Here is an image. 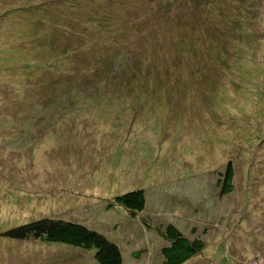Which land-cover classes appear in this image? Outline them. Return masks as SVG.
Listing matches in <instances>:
<instances>
[{
    "label": "rangeland",
    "instance_id": "obj_1",
    "mask_svg": "<svg viewBox=\"0 0 264 264\" xmlns=\"http://www.w3.org/2000/svg\"><path fill=\"white\" fill-rule=\"evenodd\" d=\"M42 218L124 264H164L169 224L184 264H264V0H0V264H98L5 236Z\"/></svg>",
    "mask_w": 264,
    "mask_h": 264
},
{
    "label": "trees",
    "instance_id": "obj_2",
    "mask_svg": "<svg viewBox=\"0 0 264 264\" xmlns=\"http://www.w3.org/2000/svg\"><path fill=\"white\" fill-rule=\"evenodd\" d=\"M219 177L217 184L221 188L220 195L225 196L232 193L235 170L231 161L228 162L225 170L219 173ZM113 200L116 205L132 215L143 212L146 207V196L143 190L118 195ZM111 207L113 204H108L107 208L111 209ZM161 234L169 243L161 250L164 264H184L204 248V242L201 239H188L172 224L166 226ZM5 236L18 241L36 240L44 243L64 244L86 251L94 250V258L98 264H124L121 249L117 244L84 224L64 218L38 219L8 230Z\"/></svg>",
    "mask_w": 264,
    "mask_h": 264
}]
</instances>
